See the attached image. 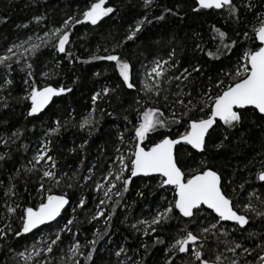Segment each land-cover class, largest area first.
Instances as JSON below:
<instances>
[{"label":"snow or ice","instance_id":"obj_1","mask_svg":"<svg viewBox=\"0 0 264 264\" xmlns=\"http://www.w3.org/2000/svg\"><path fill=\"white\" fill-rule=\"evenodd\" d=\"M152 3L153 0H143L145 8H150ZM241 9L244 10L245 16L251 14L253 17L255 22L250 27L240 15ZM203 10H219L226 13L227 18L234 20L237 25L244 23L246 30L243 33L238 31L236 35L237 37L242 35L243 43L251 46L244 49L238 56L234 67L221 69L215 78L208 76L207 83L200 79L205 76V73L198 63L180 67L175 48L167 53V59H153L138 89L147 99L142 102L140 98H136L134 104L129 106V110L136 113L135 122L129 120L127 115L124 117L132 124L134 143L128 145L125 155L121 147L125 143L123 135L118 136L120 145L115 149L117 155L107 165V173L103 178L105 183H95L94 190L102 191L103 198H99V203L95 205V211L89 216L88 223L103 218L104 231L97 229L92 233L94 239L82 245L78 238V230L77 232L72 230L75 223V215H73L48 237L41 236L40 239L34 240L30 247H25L23 251H15V255L21 258L24 264H56L48 257L62 242V233H71L73 242L66 258L61 257L59 264H82L80 257H83V264H89V262L95 264L96 245L108 235L116 205L123 199V194L129 191L132 179L138 176L151 177L154 175L160 178L157 187L171 190L172 199L167 201V206L158 208L152 214L151 219H139L130 227L142 236L152 237L153 233H158L169 226L172 220H176L178 225L183 223L182 227H178L174 243L169 244L164 250V264H176L177 259H180L181 264H224V260H227L228 264H264V233L248 231L246 227L254 219L264 222V194L258 193L253 188L248 192L247 202L237 203L225 191V176L210 165L207 159L211 150L219 151L226 146L229 131L242 125L249 111L252 116H258L264 121V0H240L239 5L235 0H195L192 11L200 13ZM115 11L114 7L106 6V0H93L79 14V18L75 15L68 16L59 26L44 31L43 36H37L36 39L40 43L33 42V37L29 36L21 43H12L6 47L4 54L0 55V69L4 72L3 86L12 85L13 81L7 77L16 70L13 65L19 66V71L25 74L23 83L26 86L25 94L19 100L28 102L27 117H37L54 97H60L72 91L71 87H53L51 84L39 86L35 80L36 73L33 63L30 60L37 56L42 47H45L52 48L56 53L65 54L71 62L70 58L73 54L66 46L71 42L72 28L84 22L95 26ZM164 13L174 16L178 14L171 8H165L163 13L154 19L164 20ZM33 19L39 24L44 17L38 15ZM152 22L147 15L143 16L135 22L134 26L129 27L126 36L117 42L111 51L104 49L108 54L92 56V60L114 62L122 81L115 87H103L101 91L91 96L92 112L96 111L99 100L115 94L117 89L136 88L133 65L124 58L122 53H117L116 49L122 48L127 41H133L143 30V26ZM18 27L27 28L28 25H18ZM211 31L214 33L213 39L218 38L219 40L217 53H205L211 59L219 60L221 54L233 51L238 44L243 47L239 39H231L225 31L215 25L211 26ZM196 49L204 51L200 44L196 45ZM83 62L89 63L90 61ZM40 76L46 79L51 78L48 72H41ZM8 106L7 98L0 96V108ZM100 111L103 113L105 110L100 109ZM195 113H200V115L196 116ZM98 123L99 121L93 117L92 113H89L82 119L79 127L81 130L92 129ZM173 126H182L184 131L178 132L175 138L164 134L150 146L145 145V141L151 134L159 133L161 129L170 132ZM61 127L60 121L57 120L55 127L45 135L59 133ZM217 129L221 130L222 138L210 144L212 133ZM20 137L21 132L17 129L3 142L7 146L9 142L15 143ZM49 143L50 141L41 142L39 150L28 162L30 167L22 164L10 173L7 183L0 180V188L3 189V203H0V208L3 209L0 212V250L8 246L7 251L14 252L10 246L11 240L30 234L41 225L56 221L61 216L62 210L72 203V198L67 191L55 194L53 188H59L62 184L66 189L75 188L80 168L74 170L71 176L66 172H58L57 161L50 154ZM87 143L88 141L85 140L79 145L80 151L84 150ZM178 145L190 146V149L194 150V153L200 157L197 167L189 168L188 171L184 170L176 152ZM21 147L26 148L27 146L21 145ZM76 150L75 148L69 149L71 152ZM189 155L193 154L189 152ZM257 155H264V152ZM10 159L9 153L0 154V162H7ZM83 163L84 161L81 160V165ZM40 165H47V167L39 168ZM95 167V164L89 167V175L82 177L85 183L92 180ZM37 172H39V187L35 191L40 196L39 202L22 207L18 202L20 193L17 191V181L22 174ZM65 178H67V183H65ZM255 180L260 182V188L264 189V161L255 172ZM233 182L232 178L227 179L228 184ZM245 184H249V181L245 180L238 187L247 191ZM25 191H28L27 186ZM113 196L118 199L112 203V211L106 215L105 208L109 201H112ZM137 196L142 197L143 192L137 191ZM86 208L87 202L82 195L72 211L75 214L77 209L83 211ZM126 220L127 217H125ZM14 222L17 224L15 228L13 227ZM227 222H231L232 232L241 234L240 240L230 237ZM257 236L259 240H253L254 247L244 246L242 242L244 239ZM152 240L154 245L165 244V240L159 235L152 237ZM221 245L223 251L215 255L214 259L205 258L206 251L215 253ZM85 246L88 247L86 254L82 251ZM141 247L147 251L149 246L142 243ZM125 251V248L120 246L114 254L120 257ZM224 252L231 255L225 257ZM179 254H185L188 259H184ZM250 256L254 258L247 259ZM128 259L131 260L130 257ZM119 264H125V261H120ZM132 264H140V262L133 261Z\"/></svg>","mask_w":264,"mask_h":264},{"label":"trees","instance_id":"obj_2","mask_svg":"<svg viewBox=\"0 0 264 264\" xmlns=\"http://www.w3.org/2000/svg\"><path fill=\"white\" fill-rule=\"evenodd\" d=\"M91 2L93 0H0V55L4 54L6 47L12 43H21L29 36L33 37V42L40 43L36 39L37 36H43L44 31L59 26L68 16L75 15L79 18V14ZM235 2L239 5L240 0H235ZM106 6L114 7L116 11L103 18L95 26L84 22L76 24L72 28L71 42L66 46L68 51L73 54L70 58L71 62L65 54L56 53L52 48L45 47H42L37 56L30 60L33 63L36 73L35 80L39 86L51 84L53 87L72 88L71 92L54 97L49 106L37 117H27L28 102L19 100L25 94L26 87L23 83L25 74L19 71V66L13 65L16 70L7 77L13 81L9 86H3L4 72L3 69H0V96L7 98L9 104L7 108H0V154L7 152L11 156L7 162H0V180L7 183L10 173L22 164L30 167L28 162L39 150L42 141H50V154L57 161L58 172H66L71 176L74 170L80 168L75 188L66 189L63 184L59 188H53L55 194L67 191L72 198V203L62 212L60 218L52 224L40 226L30 234L11 240L10 246L14 252L9 253L8 246H4L0 250V264H24V261L15 255V251H23L25 247H30L33 241L40 239L41 236L48 237L73 215H75V223L72 230L73 232L78 230V238L82 245H85L86 241L94 239L92 233L97 229L101 232L104 231L103 218L88 223V218L95 211V205L99 203V198H103L102 191L94 190L95 183H105L103 178L107 173V165L117 155L115 149L120 145L118 136L123 135L125 143L121 147L125 155L128 145L134 143L132 124L124 117L127 115L129 120L135 122L136 113L129 110V106L134 104L136 98H140L142 102L147 99L144 93L138 89H140V81L145 79V72L153 59H167V53L175 48L176 57L180 60V67L198 63L205 73V76L200 79L207 83L208 76L215 78L221 69L234 67L238 56L244 49L251 46L243 43L242 35L240 37L236 35L238 31L243 33L246 30L244 23L237 25L234 20L227 18L226 13L219 10H203L200 13H195L192 11L195 0H153L150 8H145L143 0H106ZM165 8H171L178 14L174 16L164 13V20H155L154 18L161 15ZM38 15L44 17L39 24L33 19ZM145 15L153 22L144 25L143 30L137 34L133 41H127L122 48L116 49L117 53H122L124 58L133 65L136 88L132 90L117 89L115 94L99 100L96 111L92 112L91 96L95 92L101 91L103 87H115L118 83H122L114 62L92 60V56L108 54L104 49L107 48L111 51L117 42L123 40L129 27L134 26L135 22ZM240 15L244 17L249 27L255 22L251 14L245 16L243 9H241ZM24 24H27L28 27H18V25ZM212 25L225 31L231 39H239L243 43V47L238 44L233 51L221 54L219 60L211 59L205 53H217L219 44L218 38L213 39ZM197 44L203 47V52L196 49ZM83 61L90 62L84 63ZM41 72H48L51 78L41 77ZM197 82L199 83V79ZM100 109L105 111L101 113ZM89 113H92L99 123L92 129L81 130L79 124ZM194 115L199 116L200 113ZM57 120L62 125L59 133L46 136L45 133L55 127ZM17 129L21 132L20 139L15 143L9 142L5 146L3 140ZM182 131H184L182 126H173L170 132L161 129L159 133L151 134L145 141V145L150 146L164 134L175 138L177 133ZM228 135L226 146L219 151L211 150L207 159L210 165L225 176V191L232 196L234 201L243 204L247 202L248 192L253 188L258 193L264 194V189L259 186L260 182L255 180V172L264 161V155H257L264 152V121L260 120L258 116H252L249 111L242 125L231 129ZM221 138L222 132L217 129L212 133L209 143L218 142ZM85 140L88 143L84 150L80 151L79 145ZM21 145L27 147L22 148ZM73 148L77 150L69 151ZM176 152L185 171L197 167L200 157L189 146L178 145ZM189 152L193 155H189ZM81 160L84 161L83 165H81ZM94 164L96 167L92 174V180L85 183L82 177L89 175L88 168ZM38 167L46 168L47 165ZM228 178H232L234 182L228 184ZM159 179V176L134 177L132 179L129 191L123 194V199L116 205L108 235L96 245L95 264H119L120 261H125V264H132L133 261L140 262V264H164V250L169 244L174 243L178 227H182L183 223L178 225L176 220H172L169 222V226L161 229L158 233H153L152 237L159 235L165 240V244L160 245H154L152 237L142 236L141 233L130 227L139 219H151L152 214L158 208L167 206V201L172 199L171 190L157 187ZM245 180L249 181V184L244 185L247 191L238 187ZM65 183H67V178H65ZM26 186L28 191H25ZM38 187L39 172L21 175L17 181V191L20 193L18 202L22 207L39 202L40 196L35 191ZM137 191L143 192V196H137ZM82 195L86 199L87 208L83 211L77 209L74 214L72 209ZM93 197H97V199L94 200ZM116 199L118 198L113 196L112 201H109L105 208L106 215L112 211L111 205ZM0 203H3L2 188H0ZM2 211L3 209L0 208V212ZM125 217H127L126 221ZM226 226L229 228L232 239H241L239 232L231 231V223L227 222ZM13 227H17L15 222ZM246 227L248 231L264 233V222L259 220L254 219ZM253 240L258 241L259 237L244 239L242 242L245 247L252 248L255 246ZM72 242L71 233H62V242L48 259L59 264L61 257L66 258ZM142 243L148 244L147 251L141 247ZM120 246H123L126 251L117 257L114 253ZM82 251L86 254L88 247H83ZM221 251H223L222 245L215 253L206 251L205 258L212 260ZM179 255L188 259L185 254ZM230 255V253L224 252L225 257ZM129 257L131 260L128 259ZM253 258L247 257L249 260ZM80 259L83 264V257ZM176 264H181L180 259L176 260ZM224 264H228L227 260H224Z\"/></svg>","mask_w":264,"mask_h":264},{"label":"water","instance_id":"obj_3","mask_svg":"<svg viewBox=\"0 0 264 264\" xmlns=\"http://www.w3.org/2000/svg\"><path fill=\"white\" fill-rule=\"evenodd\" d=\"M48 106H49V105H48ZM48 106H47V107H48ZM47 107H46V108H47ZM189 147H190V146H189ZM154 176H158V175H154ZM138 177H144V176H138ZM66 208H67V206L65 207V209H66ZM65 209H64V210H65ZM64 210H62V212H63ZM59 218H60V217H58L57 220H58ZM57 220H56V221H57ZM56 221H52V222H50L49 224H52V223H54V222H56ZM228 223H231V222H228ZM49 224H45V225H49ZM45 225H41V226H45Z\"/></svg>","mask_w":264,"mask_h":264}]
</instances>
